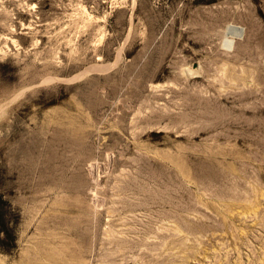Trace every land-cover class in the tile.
<instances>
[{"label": "rangeland", "instance_id": "374dc122", "mask_svg": "<svg viewBox=\"0 0 264 264\" xmlns=\"http://www.w3.org/2000/svg\"><path fill=\"white\" fill-rule=\"evenodd\" d=\"M0 209V264H264V0H0Z\"/></svg>", "mask_w": 264, "mask_h": 264}, {"label": "trees", "instance_id": "16d2710c", "mask_svg": "<svg viewBox=\"0 0 264 264\" xmlns=\"http://www.w3.org/2000/svg\"><path fill=\"white\" fill-rule=\"evenodd\" d=\"M2 215H3V212L0 209V232L2 233L3 236H7L8 237V231L6 230V228H5L4 224H3V221L1 219ZM3 243H4V238H0V245H3Z\"/></svg>", "mask_w": 264, "mask_h": 264}, {"label": "bare ground", "instance_id": "6f19581e", "mask_svg": "<svg viewBox=\"0 0 264 264\" xmlns=\"http://www.w3.org/2000/svg\"><path fill=\"white\" fill-rule=\"evenodd\" d=\"M232 44V43H231ZM231 46V45H230Z\"/></svg>", "mask_w": 264, "mask_h": 264}]
</instances>
